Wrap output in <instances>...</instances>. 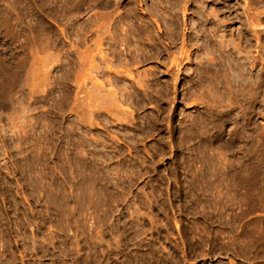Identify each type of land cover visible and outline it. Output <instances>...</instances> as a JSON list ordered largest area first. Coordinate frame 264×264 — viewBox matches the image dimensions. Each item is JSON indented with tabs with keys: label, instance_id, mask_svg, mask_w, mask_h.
<instances>
[{
	"label": "rangeland",
	"instance_id": "obj_1",
	"mask_svg": "<svg viewBox=\"0 0 264 264\" xmlns=\"http://www.w3.org/2000/svg\"><path fill=\"white\" fill-rule=\"evenodd\" d=\"M106 1L0 0V264H264V0Z\"/></svg>",
	"mask_w": 264,
	"mask_h": 264
},
{
	"label": "bare ground",
	"instance_id": "obj_2",
	"mask_svg": "<svg viewBox=\"0 0 264 264\" xmlns=\"http://www.w3.org/2000/svg\"><path fill=\"white\" fill-rule=\"evenodd\" d=\"M65 1V0H64ZM99 2H100V0H98ZM177 1V3L176 2H174L175 4L172 6L171 5V8H170V10L172 9H174V8H176V9H178L177 7H181L180 5H181V1L183 2V0H181V1H179V0H176ZM188 1V0H187ZM107 3H105L104 5H103V3H99V5L100 6H102V7H109V6H107V5H110V4H112V2L110 3V0L109 1H106ZM134 2V1H133ZM139 2V1H138ZM46 3V2H45ZM119 3H120V0H118V2L116 3V4H118L119 5ZM136 3V2H135ZM255 3H257V2H255V0H249V2H248V5H249V8H250V6H255ZM57 4H58V2H57ZM71 4V3H70ZM131 4V3H130ZM133 5V4H132ZM111 6V5H110ZM155 6H156V8H160V7H162V4L161 3H157V4H155ZM105 7V8H106ZM110 8V7H109ZM132 8H134V6L132 7ZM136 8V7H135ZM163 8V7H162ZM91 9V8H90ZM152 10H155L154 9V7L153 8H151ZM11 10H12V8H11ZM26 10V9H25ZM82 10H83V8H82ZM132 10H134L135 11V9H132ZM156 10H158V9H156ZM179 10V9H178ZM94 11V10H93ZM112 11V10H111ZM110 11V12H111ZM159 11H160V9H159ZM174 11V10H173ZM176 11V10H175ZM250 11V14L253 12H251V10H249ZM47 12V11H46ZM136 12H137V10H136ZM136 12H134V16L132 17L133 19H135L136 20V18H137V13ZM157 12V11H156ZM155 12V13H156ZM202 13H203V15L205 14L204 13V10L202 9V11H201ZM201 13V14H202ZM203 15H201V16H203ZM12 17V16H11ZM67 17V16H66ZM101 17V16H100ZM179 17V16H178ZM7 18V17H6ZM108 18H109V16H108ZM113 18V17H112ZM127 18V17H126ZM140 19H142V17L140 18ZM174 19V18H173ZM249 19H251V21H252V19H253V16L251 15L250 16V18ZM207 20V19H206ZM178 20H174V21H171V22H173V23H171V26L169 27V34H168V36H170L171 38H172V44H175V43H177V41H178V39H179V36H180V25H179V23L177 22ZM204 21V20H203ZM209 21V20H208ZM256 21V20H255ZM143 22V21H142ZM212 22V21H211ZM253 24V23H252ZM206 25V24H205ZM41 26V25H40ZM100 26V25H99ZM168 26H169V24H168ZM197 26V25H196ZM203 26V25H202ZM215 26H217V28L216 27H214V28H216V30L217 31H219V30H221V25H219V23L217 24V25H215ZM223 26V25H222ZM205 27V26H204ZM104 28V27H103ZM148 28H149V26H148ZM208 28V27H207ZM82 29V28H81ZM147 29V28H146ZM151 30H153L152 28H150ZM203 29V28H202ZM151 30H142V32H143V34L144 33H152L151 32ZM167 30V29H166ZM199 30H200V28H199ZM98 31V30H97ZM108 31V30H107ZM213 31V30H212ZM203 33V32H202ZM208 33V32H207ZM200 34H201V31H200ZM199 34V35H200ZM203 34H205V33H203ZM217 34V33H216ZM215 34V35H216ZM196 35V34H195ZM205 35H207V34H205ZM210 35V34H209ZM107 36V35H106ZM124 37V36H123ZM206 37V36H205ZM204 37V38H205ZM208 38H209V36H207ZM211 37V36H210ZM155 38V37H154ZM159 38V37H158ZM183 38V37H182ZM49 39V38H48ZM213 39V38H212ZM193 40H194V37H193ZM206 40V39H205ZM141 41V40H140ZM196 41V40H195ZM127 42V41H126ZM199 42V41H198ZM219 42V41H218ZM218 42H216V43H218ZM128 43V42H127ZM182 43H183V47L185 46V43H186V41H185V39H183L182 40ZM181 43V44H182ZM212 43V42H211ZM229 43V42H228ZM25 44V43H24ZM197 44V43H196ZM123 45V44H122ZM227 45V44H226ZM214 46V45H213ZM220 46H222V47H224L223 46V42L222 41H220ZM215 47V46H214ZM26 48V47H25ZM212 48V47H211ZM218 48H219V46H218ZM206 49V48H205ZM221 49V48H220ZM218 50V49H217ZM222 50V49H221ZM121 51V50H120ZM160 52V51H159ZM187 52V51H186ZM70 53V52H69ZM222 53V52H221ZM122 54V53H121ZM161 54V53H160ZM146 56V55H145ZM22 58V57H21ZM119 59V58H118ZM117 59V60H118ZM109 60V59H108ZM147 60V59H146ZM13 61V60H12ZM226 64V63H225ZM224 64V65H225ZM229 65V64H228ZM226 67V66H225ZM236 67V66H235ZM227 68H228V66H227ZM242 69H244L243 67H242ZM224 70V69H223ZM222 70V71H223ZM225 70H227V69H225ZM220 71V70H219ZM237 71H238V69H237ZM240 71V70H239ZM244 72V71H243ZM238 73V72H237ZM240 73V72H239ZM241 73H242V71H241ZM221 74H223V73H221ZM224 75V74H223ZM237 75V74H236ZM228 76V75H227ZM241 76V75H240ZM232 77V76H231ZM228 78V77H227ZM243 81V80H242ZM225 82V81H224ZM238 82H240V81H238ZM235 83V82H234ZM241 83V82H240ZM240 83H238V84H240ZM249 83V82H248ZM231 84H232V82H231ZM244 84H246V83H244ZM230 85V84H229ZM248 85V84H247ZM246 85V86H247ZM234 86V85H233ZM236 86H238V85H236ZM245 86V87H246ZM228 87V86H227ZM240 87V86H239ZM224 88V87H223ZM234 88V87H233ZM225 89H228V88H225ZM234 90H235V88H234ZM233 90V91H234ZM239 90V89H238ZM241 90V89H240ZM225 91H227V90H225ZM230 91V90H229ZM243 90H241V92H242ZM231 92H232V89H231ZM230 93V92H229ZM234 93V92H233ZM241 94V93H240ZM233 95V94H232ZM253 95V94H252ZM256 95V94H255ZM254 95V96H255ZM234 96V95H233ZM236 96H237V94H236ZM238 96H239V94H238ZM254 96H253V98H254ZM232 98V97H231ZM252 99V98H251ZM239 101V100H238ZM250 101V100H249ZM241 103V102H240ZM242 104V103H241ZM225 121V120H224Z\"/></svg>",
	"mask_w": 264,
	"mask_h": 264
}]
</instances>
